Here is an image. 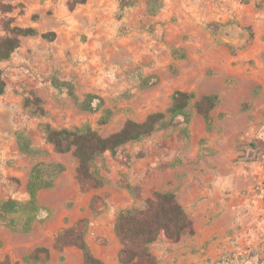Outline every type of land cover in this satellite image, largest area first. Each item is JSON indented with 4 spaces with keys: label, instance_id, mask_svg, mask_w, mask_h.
I'll return each instance as SVG.
<instances>
[{
    "label": "rangeland",
    "instance_id": "374dc122",
    "mask_svg": "<svg viewBox=\"0 0 264 264\" xmlns=\"http://www.w3.org/2000/svg\"><path fill=\"white\" fill-rule=\"evenodd\" d=\"M74 1L68 0V6ZM161 1L155 11L149 10L148 0H89L87 11L73 15H56L50 8L27 16L24 2L0 0V38L6 35L4 19H13L16 26L36 21L41 33L57 34L54 41L22 38L21 47L0 63L7 84L0 96V203L29 199L26 186L37 163L64 167L60 172L43 167L44 176L54 182L39 193L52 212L49 221L28 234L0 225V261L9 258L12 264H26L25 255L47 247L51 258L43 256L38 264H63L54 248L57 236L88 218L87 240L94 254L106 264H121L122 245L115 232L118 212L144 207L155 191H173L199 238L176 246L162 237L152 247L159 264H264V35L261 44L255 43L257 29H264V3ZM189 1L201 22L188 17ZM216 8L232 16L217 21ZM224 23L238 25L234 31L250 35L242 47L230 42L225 46L234 56L250 55L246 63L253 71L243 65L232 73L212 66L223 44L216 29ZM200 27L211 36L197 35ZM200 42L204 44L199 46ZM183 45L192 57L174 61L172 48ZM54 76L74 83L81 100L89 93L102 97L114 117L100 125L102 111L78 108L67 91L53 86ZM141 77H151L155 85L142 88ZM179 90L193 91L198 98L220 96L213 112L215 130L208 132L194 109L189 137L182 132L186 124L181 118L166 120L144 141L126 145L116 157L107 152L98 161L96 173L104 179L99 188L83 185L73 154H58L46 141L45 124L55 128L90 124L108 137L128 120L144 121L151 113L165 111ZM29 97L42 100L46 115L25 108ZM22 130L42 151L36 158L19 151L16 134ZM64 255L67 264H85L76 247L67 248Z\"/></svg>",
    "mask_w": 264,
    "mask_h": 264
},
{
    "label": "trees",
    "instance_id": "16d2710c",
    "mask_svg": "<svg viewBox=\"0 0 264 264\" xmlns=\"http://www.w3.org/2000/svg\"><path fill=\"white\" fill-rule=\"evenodd\" d=\"M87 0H75L70 8L76 4L86 3ZM264 3V0H262ZM124 1L122 2V6ZM148 8L155 11L162 5L161 0H148ZM14 7L10 6V12ZM6 35L0 38V63L8 61L21 47L22 38L41 36L49 41L57 37L55 32L41 33L33 27H20L13 25V19H4ZM174 59L186 58L185 50L173 48ZM53 86L61 91H67L76 106L84 111H102L100 125L108 124L114 117L112 109L105 107L102 97L89 93L83 100L76 92V86L71 81L62 80L57 76L52 78ZM142 88L154 86L151 77H141ZM7 84L4 72L0 67V96L5 94ZM97 102V103H96ZM96 103V104H95ZM221 103L217 94L203 95L198 98L195 92L177 91L172 98V104L165 110L151 113L144 121L128 120L123 128L105 137L90 124L76 128H55L51 124L43 126L46 141L58 154L72 153L78 161L77 175L80 182L89 184L94 188L103 186L104 179L97 176L96 166L107 152L116 157L120 150L131 143H140L153 134L159 125L170 120L174 122L181 118L186 126L182 132L189 137V124L191 110L194 109L206 124L208 132L215 130L213 112ZM25 108L33 110L36 115H46L39 97H29L25 100ZM19 151L32 158L42 152L37 149L30 135L22 130L16 134ZM48 154L47 151H44ZM51 167L60 172L64 167L60 164H48L41 161L32 169L26 190L29 199L25 201L9 198L0 203V225L9 228L15 233L28 234L36 225H44L52 218V212L39 199L40 191L50 189L54 182L44 176V166ZM90 229V220L81 218L72 226L64 228L57 236L54 248L61 253L60 260L66 263L65 250L69 247L78 248L84 257L85 264H106L98 258L87 236ZM115 232L122 245L120 250L121 264H159L153 252V245L162 237L172 242H180L184 237L196 234L195 224L186 208L181 204L177 194L173 191H155L146 200L142 208H124L118 212L115 223ZM43 256L51 258V250L47 247H38L32 253L25 255L26 264H38ZM0 264H12L9 258L0 261Z\"/></svg>",
    "mask_w": 264,
    "mask_h": 264
},
{
    "label": "crops",
    "instance_id": "0c3cea01",
    "mask_svg": "<svg viewBox=\"0 0 264 264\" xmlns=\"http://www.w3.org/2000/svg\"><path fill=\"white\" fill-rule=\"evenodd\" d=\"M20 1L24 2L26 4L25 11H26L27 16H33V14H36V13L40 14L42 11L49 10L50 8L54 9V12L56 15H59L60 12H62L63 14L73 15V13H76L79 11H87V3L89 2V0H87L86 3L76 4L75 7L73 9H71L67 4L68 0L67 1L66 0H46L44 5H41V2L43 0H20ZM223 2H227V0H224V1L221 0V5L223 4ZM185 7H186V11L188 12L189 18H195L196 20H198V22H201V21H199L200 18H198V17H202V16L198 13L197 7L191 6V1H189L188 4L185 5ZM217 11L219 12V15L216 17L217 21L225 22L226 20H229V18L232 16V15L227 14L226 11L223 12L221 9L216 8V12ZM224 13H226V14H224ZM238 19L240 21L245 20L244 16H239ZM226 24L227 23L221 24V25H219V28L216 29L217 33H218V37L220 40H222L223 44L219 48L220 52H221L219 55V58H218L216 63H214V64L212 63V66H214L218 70H220V69L226 70V71L232 73V72H236V69L238 67H242V65H243L245 67V69L250 68L253 71V67L249 66V64L246 63V60H248V58H250V55H248V57L247 56H242V57L234 56L231 53L227 52V48L225 46V42H230L233 45L232 41L235 38V36L237 35V33L241 32V31H246V30L234 31L238 27V25H226ZM37 25H38V23L36 21H31L30 24H26L25 26L21 25L20 27H24V28L25 27H33V28L38 29ZM197 30H198V32H196L197 35L204 34L206 36L207 35L211 36L209 34L208 29L200 27V29H197ZM263 35H264V29H257V37L255 40L256 44H258V45L261 44V36H263ZM249 40H250V38H249ZM212 42H213L212 39L208 40L209 44ZM203 44H204L203 42H200L199 46H201ZM174 48H179V49L185 50L186 58H184V59H187L188 56L192 57V54L189 53V51L187 49L188 47L186 45H183V48H180V47H174ZM172 56H173V54H172ZM172 59L174 61L180 60V59L176 60V59H174V57ZM234 63H236V66H233ZM181 91H186V90H181ZM188 92H193V91H188ZM208 95H210V94H208ZM195 231H196V234L194 236L184 237L180 242H177V243L173 242L174 245L182 246L186 242L185 240H187V239L199 238V233H198V229H197L196 225H195Z\"/></svg>",
    "mask_w": 264,
    "mask_h": 264
},
{
    "label": "water",
    "instance_id": "95a60500",
    "mask_svg": "<svg viewBox=\"0 0 264 264\" xmlns=\"http://www.w3.org/2000/svg\"><path fill=\"white\" fill-rule=\"evenodd\" d=\"M249 38L250 35L246 31H241L237 33L232 43L237 47H242L248 42Z\"/></svg>",
    "mask_w": 264,
    "mask_h": 264
}]
</instances>
